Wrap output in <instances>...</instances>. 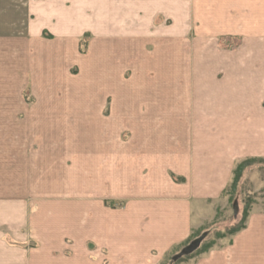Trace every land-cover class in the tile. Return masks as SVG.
Segmentation results:
<instances>
[{"label": "crops", "instance_id": "1", "mask_svg": "<svg viewBox=\"0 0 264 264\" xmlns=\"http://www.w3.org/2000/svg\"><path fill=\"white\" fill-rule=\"evenodd\" d=\"M256 5L232 53L188 0H0V264H164L206 227L264 158ZM192 264H264V210Z\"/></svg>", "mask_w": 264, "mask_h": 264}, {"label": "rangeland", "instance_id": "2", "mask_svg": "<svg viewBox=\"0 0 264 264\" xmlns=\"http://www.w3.org/2000/svg\"><path fill=\"white\" fill-rule=\"evenodd\" d=\"M194 7V16L197 18V22H201L200 19H205L208 22L213 24H218L222 26L221 31H216L213 34L208 35L209 40H214L217 43L219 49L223 52H234L235 50L242 47L246 44L247 39V24H248V12H249V1L250 0H188ZM257 5L255 8L261 6L264 8V0H256ZM206 6V8H201ZM197 9V11H196ZM210 9V11H207ZM262 11L261 9L256 10V24L261 27L264 26V14H259L258 12ZM191 12V11H190ZM196 12L199 14L197 15ZM205 13L206 16H200V14ZM199 16V17H198ZM175 21H178L175 19ZM230 26V27H229ZM84 36L82 37V39ZM86 45L85 51L81 50L80 42V51L81 53L87 52V46L89 41V34L85 37ZM242 49V48H241ZM79 71L76 68H71L72 74H77ZM85 72V73H84ZM82 78L79 77V83L82 85L83 77H85V83H87L86 70L81 71ZM23 96L25 99L33 104L35 102V96L31 90L30 85L26 87L23 91ZM106 106L105 110L108 112L110 108V103L114 101L112 97L107 96L105 98ZM244 161V160H243ZM242 161V162H243ZM241 163V162H240ZM239 163V164H240ZM238 166V165H237ZM232 185V183H231ZM226 190V192L221 197L220 201L217 202L216 207L209 214V222L207 221L204 226L208 227L213 225L210 229L208 235L202 240L201 245L206 242L214 241V244L210 248L218 247L221 242H227L231 235H226L225 237L219 238L221 234L220 231H224L226 228H229L233 225H236L237 222L242 218L244 210L248 208V212L252 209L264 210V158L255 159L254 162L247 166L246 171L244 172L243 177L240 179V182L236 189L234 186H231ZM237 199L238 202V214L235 217L233 211V202ZM203 226V227H204ZM200 247V246H199ZM198 247V248H199ZM197 250V249H196ZM208 251V250H206ZM206 251H200L198 253H193L191 255H185L179 258L178 260L172 262L171 256L165 259L164 264H192L193 259L200 256ZM178 252V251H177ZM176 252V253H177ZM196 252V251H195Z\"/></svg>", "mask_w": 264, "mask_h": 264}, {"label": "trees", "instance_id": "3", "mask_svg": "<svg viewBox=\"0 0 264 264\" xmlns=\"http://www.w3.org/2000/svg\"><path fill=\"white\" fill-rule=\"evenodd\" d=\"M87 35H88V34L86 33V34L84 35V38L81 39V50H82V51H85V47H84V45H86V44H85V43H86L85 37H86ZM255 159H257V158H247V159H245L243 162H241L240 164H238V166L235 168V170H234V176H233V181H232V185H231V186H234V189L237 188V186H238V184H239V182H240V179L243 177L244 172H245L246 169H247V166H248L249 164H251L252 162H254ZM248 214H249V212H248V208H247V209L244 210L243 216H242V218L239 220V222H237L236 225H233V226H231V227H229V228H226L224 231H220L221 234H220L218 237H219V238H222V237H225L226 235H234L236 232H238L239 230H241L242 228H244V227H245V224H246V219H247V217H248ZM211 227H212V226H208V227H205V228H203V229H201V230L195 232L194 235L191 237L190 240H188L187 243H189L192 239L198 237L202 232H204V231L210 229ZM187 243H186V244H187ZM213 244H214V241L206 242L205 244L200 245V247H199L197 250H195L196 252L194 251L193 253L196 254V253L200 252L201 250H202V251L209 250L210 247L213 246ZM177 251H179V249H178ZM177 251H176V252H177ZM193 253H191V255H192Z\"/></svg>", "mask_w": 264, "mask_h": 264}, {"label": "water", "instance_id": "4", "mask_svg": "<svg viewBox=\"0 0 264 264\" xmlns=\"http://www.w3.org/2000/svg\"><path fill=\"white\" fill-rule=\"evenodd\" d=\"M238 202L237 199L234 200L233 202V211H234V216L236 217L238 214ZM210 230H206L202 232L198 237L192 239L189 243L184 245L177 253H175L171 257V261L174 262L181 258L182 256L188 255L192 252H194L198 247L201 245L202 240L208 235Z\"/></svg>", "mask_w": 264, "mask_h": 264}]
</instances>
